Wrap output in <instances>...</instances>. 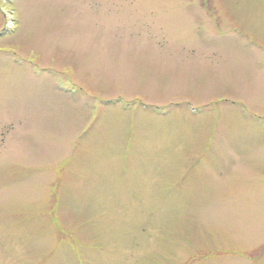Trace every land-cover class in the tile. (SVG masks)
<instances>
[{
	"label": "rangeland",
	"instance_id": "1",
	"mask_svg": "<svg viewBox=\"0 0 264 264\" xmlns=\"http://www.w3.org/2000/svg\"><path fill=\"white\" fill-rule=\"evenodd\" d=\"M0 264H264V0H0Z\"/></svg>",
	"mask_w": 264,
	"mask_h": 264
}]
</instances>
